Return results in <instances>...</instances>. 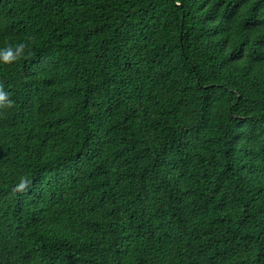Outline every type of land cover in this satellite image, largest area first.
Instances as JSON below:
<instances>
[{"label":"trees","instance_id":"16d2710c","mask_svg":"<svg viewBox=\"0 0 264 264\" xmlns=\"http://www.w3.org/2000/svg\"><path fill=\"white\" fill-rule=\"evenodd\" d=\"M0 264H264V0H0Z\"/></svg>","mask_w":264,"mask_h":264},{"label":"clouds","instance_id":"9594fccd","mask_svg":"<svg viewBox=\"0 0 264 264\" xmlns=\"http://www.w3.org/2000/svg\"><path fill=\"white\" fill-rule=\"evenodd\" d=\"M23 43L17 45L9 44L7 47L0 49V62L11 63L18 59L24 52ZM13 104L10 94L0 85V108L11 107Z\"/></svg>","mask_w":264,"mask_h":264}]
</instances>
